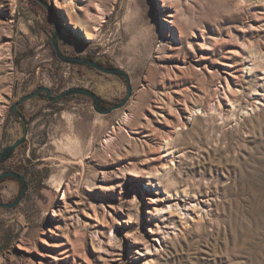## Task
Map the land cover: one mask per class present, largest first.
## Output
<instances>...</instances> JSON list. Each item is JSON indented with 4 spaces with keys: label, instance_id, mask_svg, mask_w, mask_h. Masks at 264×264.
Listing matches in <instances>:
<instances>
[{
    "label": "rangeland",
    "instance_id": "1",
    "mask_svg": "<svg viewBox=\"0 0 264 264\" xmlns=\"http://www.w3.org/2000/svg\"><path fill=\"white\" fill-rule=\"evenodd\" d=\"M45 1L65 54L130 83L61 61L42 4L0 0V153L41 86L125 102L24 103L0 174L29 189L0 209V264H264V0ZM21 188L0 182V201Z\"/></svg>",
    "mask_w": 264,
    "mask_h": 264
},
{
    "label": "water",
    "instance_id": "2",
    "mask_svg": "<svg viewBox=\"0 0 264 264\" xmlns=\"http://www.w3.org/2000/svg\"><path fill=\"white\" fill-rule=\"evenodd\" d=\"M42 4L47 11L52 14V16L55 18L56 22V29L55 32L52 35V45L54 47V51L56 56L63 62L72 64V65H80V66H88L91 68L96 69L97 71L107 74V75H113L120 78H124L126 82L130 83V75L123 70L120 67H110V66H104L101 64L98 57H95L94 59H88L85 55L80 56H70L65 54L61 47H60V38L62 35V26L59 22V20L55 16L54 8L45 0H35ZM42 94H44L45 99L49 101H55L60 100L65 97L70 96H76L81 95L85 97H89L93 101V105L95 110L100 114H109L113 110H116L118 108H121L125 102L116 104L112 107H106L105 106V100L102 99L96 92L89 88L85 87H71L68 90H66L64 93L58 96L52 95V90L49 87L42 86L39 87L36 91L29 93L28 95H25L23 98H21L18 102H16L13 106V112L16 118L23 124L24 126V136L18 139L15 143L5 147L2 152L0 153V165L4 164L6 161L12 158L16 150H18L20 147H22L28 139L29 131H30V125L27 117L20 111L19 107L23 105L24 103L31 101V100H38L42 98ZM6 178H14L21 182V192L19 196L10 203H5L0 201V209H13L16 208L21 201L24 199L28 189V181L26 177L23 174L13 172V171H7L0 174V182H2Z\"/></svg>",
    "mask_w": 264,
    "mask_h": 264
},
{
    "label": "flooded vegetation",
    "instance_id": "3",
    "mask_svg": "<svg viewBox=\"0 0 264 264\" xmlns=\"http://www.w3.org/2000/svg\"><path fill=\"white\" fill-rule=\"evenodd\" d=\"M88 58V57H87ZM102 64V63H101ZM42 87V86H41ZM51 89V88H50ZM69 89V88H68ZM68 89H66V90H68ZM37 90V89H36ZM35 90V91H36ZM52 90V89H51ZM66 90H62L61 92H54L53 90H52V95L53 96H58V95H61L62 93H64ZM28 95V94H27ZM78 96H80V97H83V98H87V99H90L89 97H85V96H81V95H76V96H70V97H65V98H62V99H60V100H55V101H49V100H47V99H45V97H44V94H42V98H40V99H38V100H44V101H48V102H50V103H57V102H59V101H62V100H65V99H69V98H71V97H78ZM23 98V97H22ZM18 102V101H17ZM24 105V104H23ZM23 105H21L20 107H19V109H20V111L22 112V106ZM105 106L106 107H108L106 104H105ZM23 113V112H22ZM24 114V113H23ZM25 115V114H24ZM26 116V115H25ZM21 123V122H20ZM22 124V123H21ZM22 126H23V124H22ZM23 128H24V126H23ZM24 136V133H23V135H22V137ZM21 138V137H20ZM19 138V139H20ZM17 141V140H16ZM15 141V142H16ZM14 142V143H15ZM5 172H7V171H5ZM13 172H17V173H20V174H22L21 172H18V171H13ZM6 179H9V178H6ZM6 179H4V180H6ZM11 179H14V178H11ZM3 180V181H4ZM19 181V180H18ZM20 182V181H19ZM21 183V182H20Z\"/></svg>",
    "mask_w": 264,
    "mask_h": 264
},
{
    "label": "bare ground",
    "instance_id": "4",
    "mask_svg": "<svg viewBox=\"0 0 264 264\" xmlns=\"http://www.w3.org/2000/svg\"><path fill=\"white\" fill-rule=\"evenodd\" d=\"M58 5V4H57ZM72 23V25L75 27V28H82L81 26L82 25H80L77 21L75 22V21H72L71 22ZM75 135V134H74ZM80 141L76 138V137H72L71 136V138H68L67 139V143H66V145L68 146V147H79L80 146ZM66 146V147H67ZM56 186V185H55ZM61 186H62V183L61 182H59L58 183V185H57V187H58V190L60 191L61 190Z\"/></svg>",
    "mask_w": 264,
    "mask_h": 264
},
{
    "label": "trees",
    "instance_id": "5",
    "mask_svg": "<svg viewBox=\"0 0 264 264\" xmlns=\"http://www.w3.org/2000/svg\"><path fill=\"white\" fill-rule=\"evenodd\" d=\"M35 5H37V6H39V7H41L42 9H44L45 10V8L40 4V3H38V2H36V1H34V0H31ZM49 18H50V21L52 20V17L49 15L48 16ZM88 59H92V58H89L88 57ZM102 65H104V66H110V67H115V66H113L111 63H109V65H105L104 63H102ZM105 104L109 107V106H112V105H115V103H110V102H108V101H105ZM5 181V180H4ZM4 181H2V182H4Z\"/></svg>",
    "mask_w": 264,
    "mask_h": 264
}]
</instances>
